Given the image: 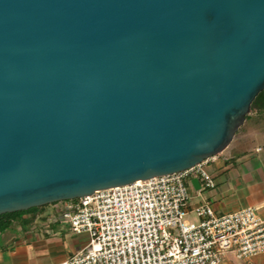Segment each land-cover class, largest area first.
I'll list each match as a JSON object with an SVG mask.
<instances>
[{
	"label": "water",
	"instance_id": "1",
	"mask_svg": "<svg viewBox=\"0 0 264 264\" xmlns=\"http://www.w3.org/2000/svg\"><path fill=\"white\" fill-rule=\"evenodd\" d=\"M264 91V0H0V215L188 170Z\"/></svg>",
	"mask_w": 264,
	"mask_h": 264
},
{
	"label": "built area",
	"instance_id": "2",
	"mask_svg": "<svg viewBox=\"0 0 264 264\" xmlns=\"http://www.w3.org/2000/svg\"><path fill=\"white\" fill-rule=\"evenodd\" d=\"M61 201L58 213L87 244L62 264H223L264 255V219L254 207L218 215L208 202L190 206L188 182L216 181L207 166ZM192 209L200 221L185 220Z\"/></svg>",
	"mask_w": 264,
	"mask_h": 264
},
{
	"label": "crops",
	"instance_id": "3",
	"mask_svg": "<svg viewBox=\"0 0 264 264\" xmlns=\"http://www.w3.org/2000/svg\"><path fill=\"white\" fill-rule=\"evenodd\" d=\"M208 170L216 181L205 186L201 177L189 180L196 204L208 202L218 215L254 207L264 219V128L251 127L211 161ZM45 206L22 214L0 233V264H62L88 242L72 232L58 213L60 206ZM223 264H264V255L237 259L230 253Z\"/></svg>",
	"mask_w": 264,
	"mask_h": 264
},
{
	"label": "rangeland",
	"instance_id": "4",
	"mask_svg": "<svg viewBox=\"0 0 264 264\" xmlns=\"http://www.w3.org/2000/svg\"><path fill=\"white\" fill-rule=\"evenodd\" d=\"M253 126H255V127H263L264 128V109L258 108V107L253 108L251 110L248 118L246 119L245 123L239 129V131L237 132V134H236V136L234 138H236L238 135H240V133L249 130ZM188 184H189V182H188ZM196 202H197L196 199H194L192 197L190 199V201H189V205L192 207L194 204H196ZM49 205L50 206H55L54 208H55V210H57L58 209L57 207L59 206V203H52V204H48V205H45V206H49ZM185 220L188 221V222H191V223H198L200 221L199 217L197 216V214L192 209L188 210V213L185 216Z\"/></svg>",
	"mask_w": 264,
	"mask_h": 264
},
{
	"label": "trees",
	"instance_id": "5",
	"mask_svg": "<svg viewBox=\"0 0 264 264\" xmlns=\"http://www.w3.org/2000/svg\"><path fill=\"white\" fill-rule=\"evenodd\" d=\"M256 107L264 109V91H262L254 100V102L252 104V109L256 108ZM248 116H247V118H248ZM43 207L44 206L35 207V208L29 209L26 211H22V212L7 213V214L0 215V233L5 232L7 229H9V227L13 223V220L15 218H17L18 216H21L22 214H25V213H30V212L36 211V210L41 209Z\"/></svg>",
	"mask_w": 264,
	"mask_h": 264
}]
</instances>
